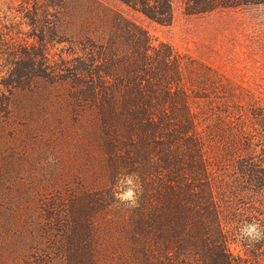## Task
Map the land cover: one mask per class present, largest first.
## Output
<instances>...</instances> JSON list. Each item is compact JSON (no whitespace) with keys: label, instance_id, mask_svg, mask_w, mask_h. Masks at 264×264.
I'll list each match as a JSON object with an SVG mask.
<instances>
[{"label":"trees","instance_id":"1","mask_svg":"<svg viewBox=\"0 0 264 264\" xmlns=\"http://www.w3.org/2000/svg\"><path fill=\"white\" fill-rule=\"evenodd\" d=\"M32 1L38 15L52 10L54 31L71 15L73 0ZM80 1L72 34L40 35L39 53L20 55L49 70L54 84L68 81L98 131L102 223L86 203V239L71 244L81 255L67 253L63 264H246L229 249L212 182L215 170L229 171L239 181L233 194H264V0ZM109 3L172 30L180 15V38L214 65L154 40ZM48 43L58 51L49 58ZM129 174L143 189L133 209L114 197ZM78 214L74 204L70 216Z\"/></svg>","mask_w":264,"mask_h":264},{"label":"rangeland","instance_id":"2","mask_svg":"<svg viewBox=\"0 0 264 264\" xmlns=\"http://www.w3.org/2000/svg\"><path fill=\"white\" fill-rule=\"evenodd\" d=\"M32 2L0 0V264H63L67 253L81 255L71 244L76 241L73 246L79 249V243L86 239L83 206L90 205L89 215L95 222L102 223L103 217L95 201L105 181L95 120L83 115L70 97L68 81L54 84L49 70L43 67L41 71L39 64L20 58L24 53L32 57L39 53L40 35L47 40L52 33L72 34L77 18L85 11L83 2L73 0L71 15L56 31L49 16L52 10L38 15ZM109 6L137 21L154 40L168 42L214 65L197 52L193 39L180 38V25L185 32L180 15H176L172 30L150 24L115 3ZM61 47L66 49L67 45ZM43 48L48 58L58 53L49 43ZM62 52L68 59L65 50ZM228 74L247 85L248 79L241 72ZM188 77L193 79L189 73ZM238 183L229 171H214V197L229 249L248 264H264V240L250 245L237 238L238 228L246 221L264 227V194L235 195L232 190ZM74 204L79 214L71 217ZM107 213L114 216L113 211ZM93 240L100 241L97 237Z\"/></svg>","mask_w":264,"mask_h":264},{"label":"clouds","instance_id":"3","mask_svg":"<svg viewBox=\"0 0 264 264\" xmlns=\"http://www.w3.org/2000/svg\"><path fill=\"white\" fill-rule=\"evenodd\" d=\"M142 186L138 183L135 174L123 176L117 183L114 193L115 199L128 209L139 207V197L142 195ZM237 238L250 245L264 240V227L258 222H244L237 230Z\"/></svg>","mask_w":264,"mask_h":264}]
</instances>
